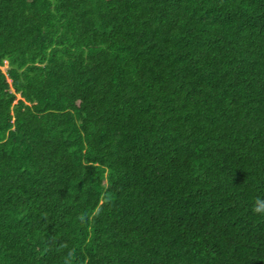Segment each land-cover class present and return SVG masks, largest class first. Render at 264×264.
<instances>
[{
	"label": "trees",
	"instance_id": "trees-1",
	"mask_svg": "<svg viewBox=\"0 0 264 264\" xmlns=\"http://www.w3.org/2000/svg\"><path fill=\"white\" fill-rule=\"evenodd\" d=\"M257 196L264 0H0V264H264Z\"/></svg>",
	"mask_w": 264,
	"mask_h": 264
},
{
	"label": "clouds",
	"instance_id": "clouds-1",
	"mask_svg": "<svg viewBox=\"0 0 264 264\" xmlns=\"http://www.w3.org/2000/svg\"><path fill=\"white\" fill-rule=\"evenodd\" d=\"M252 211L257 214V215H264V196H257L255 198V200L253 201V205H252ZM102 212V208L101 207H97L92 215L93 216H99ZM81 222H84L85 217H80ZM73 257H74V252L69 251L64 259V264H72L73 261Z\"/></svg>",
	"mask_w": 264,
	"mask_h": 264
},
{
	"label": "rangeland",
	"instance_id": "rangeland-1",
	"mask_svg": "<svg viewBox=\"0 0 264 264\" xmlns=\"http://www.w3.org/2000/svg\"><path fill=\"white\" fill-rule=\"evenodd\" d=\"M5 68H6V66L5 67H3V69L5 70ZM19 96V95H18Z\"/></svg>",
	"mask_w": 264,
	"mask_h": 264
}]
</instances>
